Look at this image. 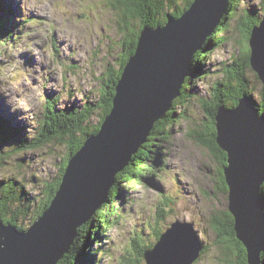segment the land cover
I'll return each mask as SVG.
<instances>
[{"label":"rangeland","instance_id":"obj_1","mask_svg":"<svg viewBox=\"0 0 264 264\" xmlns=\"http://www.w3.org/2000/svg\"><path fill=\"white\" fill-rule=\"evenodd\" d=\"M186 1L173 0L171 6L161 9L153 19L166 23L167 17H173L172 12L176 13L175 10L181 9ZM263 1H228V8H231L229 11L227 8L218 24L220 27L226 21L220 32L223 40L215 43L216 39L211 38L214 31L201 43L200 50L210 43V52L199 64L196 63L200 66V74L188 82L185 93L183 86L193 70L184 79L179 96L181 101L175 102L173 109L174 122L164 124L163 137L148 142L154 144L150 146L152 151L160 149L161 170L155 178L147 177L151 181L147 182L148 185H142V182L120 185L123 191L116 202L119 209L107 214V219L104 217L103 223L107 225L103 224L105 228L102 227L98 235L97 224L93 225L92 233L94 231L96 237L89 252L96 253L95 257L88 252L81 259H93L91 264H145L138 255L140 249L152 248L156 232L165 230L176 220L191 223L199 235L205 252L197 264H227V261L229 264V258L234 259L218 243V237L211 228L212 217L228 211V200L227 194L218 190V166L200 143L201 138L207 139V120H204L199 101L213 99L217 85L224 87L231 82L235 87L229 75H243L248 82L246 91L249 94L242 96L248 97L254 104L253 108L261 103L264 87L250 61L245 63L249 45L241 27L251 18L250 12L253 17L262 16ZM9 6L15 13L6 23L12 31L11 39L0 46V109L3 110L0 117L8 128L20 131L7 137V143L0 144V196L11 184L15 191L21 193L20 197L29 200L25 202L29 203L26 206L28 218L22 223L24 228H28L38 203L45 196V187L53 184L58 176L60 178L61 159L67 151L62 144L26 149L31 141L42 140V125L48 122L45 119L48 97H55L57 104L54 110L57 112L79 110L86 103L98 102L102 75L106 68L120 71L119 64L126 57L123 46L131 40L127 35L122 36L125 23L116 0H0V17L6 18L4 13ZM262 18L254 27L259 26ZM138 24L137 19L131 20L130 29L137 31ZM238 58V63L234 64ZM225 94L226 89L222 96ZM51 101L54 102V98ZM231 105L232 101L227 100L219 107L228 110ZM98 114L92 115L90 121L93 124L100 118ZM228 117L221 110L220 116L214 119L215 128ZM58 189L59 186L55 194ZM17 205L13 204L10 210L20 209ZM92 217L79 228V247L89 242L86 240L80 246L84 241L82 232ZM61 260V264L68 263L65 258Z\"/></svg>","mask_w":264,"mask_h":264},{"label":"water","instance_id":"obj_2","mask_svg":"<svg viewBox=\"0 0 264 264\" xmlns=\"http://www.w3.org/2000/svg\"><path fill=\"white\" fill-rule=\"evenodd\" d=\"M229 0H194L179 18L142 28L126 63L112 109L96 135L70 158L49 207L26 231L0 220V264H57L77 238V230L105 202L115 176L123 171L152 126L163 120L181 94L193 58L226 14ZM249 61L264 87V19L251 30ZM246 96L216 125L228 212L247 264H261L264 253V116ZM218 115V116H217ZM175 237L182 242H173ZM204 246L191 223L176 220L143 252L145 264H194Z\"/></svg>","mask_w":264,"mask_h":264},{"label":"trees","instance_id":"obj_3","mask_svg":"<svg viewBox=\"0 0 264 264\" xmlns=\"http://www.w3.org/2000/svg\"><path fill=\"white\" fill-rule=\"evenodd\" d=\"M193 0H187L184 3V6L179 9L177 8L175 11L176 13L172 16L175 18H178L181 16L182 12H184L192 3ZM233 1V0H232ZM264 2V1H263ZM117 6L122 11L123 15V21H124V28H122V36L127 35L128 39L131 40L130 43H126L125 46H123L124 50L123 52L126 53L125 59L119 64L120 65V71H114L110 68H106L105 73L101 77L102 86H101V97L98 102L95 104L92 103H86L83 105V107L79 110H61L60 112L55 111V106L57 104L56 99H54V102L50 99H47L46 102V115L45 119L48 121L44 125H42L43 133L40 135L42 140H33L26 146V149H34V148H40L44 145L50 144H62L66 147L67 151L65 156L61 159V170H60V178L58 176L57 180L50 185H47L44 190V197L41 199V201L38 203V206L36 208V211L30 221L29 227L32 226V224L40 218V216L43 214V212L48 208L49 202L52 200V198L55 195V191L57 190L58 186L61 182V177L64 174L66 167L68 165V161L71 157H73L83 146L85 141L91 137L97 134L100 127L102 126L103 122L105 121L106 117L109 115L111 109H112V102L113 97L115 95V86L120 79L121 76V70L124 67V65L127 63L126 60L130 56H132L135 46L137 44L139 33L141 32L142 28L144 27H157L162 26L165 24L164 22L155 21L154 15L158 14V12L162 9H166L167 7L171 6L173 3V0H116ZM166 4V7L164 5ZM230 5V4H229ZM230 6L228 8V11L230 10ZM174 11V12H175ZM15 10H13L10 6L6 9V12L4 13L5 17H0V46L4 45L5 43L9 42L12 36L11 28H8L6 23L7 19L8 22H10L14 16ZM251 18L246 21V23L241 27L244 36L245 41L248 43L250 38V33L252 28L257 25L260 21V18L264 15V3L262 6V16L261 17H253L252 12ZM133 19H137L138 21V29L137 31H134L130 29L129 22ZM152 21V22H150ZM252 21V22H251ZM225 23H221L220 27H217L214 34L211 38H215V43H219L223 40L222 37H220V32L225 28ZM10 32V34L8 33ZM213 41V40H212ZM210 44V43H209ZM209 44L205 46L202 50L198 52L197 55L194 56L195 59H193V65H192V73L187 78L184 86H183V93H185L186 85L188 82L192 79H194L195 75L200 74V66H197L201 60H204L208 53L210 52L208 49ZM249 48V47H248ZM250 55V49H248V52L245 56V63L248 62ZM239 58L235 60L238 63ZM197 63V64H196ZM230 79L234 80L235 87L231 86V82L227 83L224 87L221 85H217L214 88V95L213 99H210V101H199L200 106H202V109L204 111L205 115V134L207 136V139L200 140V143L209 151V154L214 158L215 163L218 166V178H219V186L218 190L222 193H225L228 195V189L224 182V176H223V167L226 164V156L225 154L219 149L216 137H217V130L214 126V119L217 113V110L219 109V106L222 104H225L228 101H232L231 108L235 107L237 105L238 99L244 95L245 93H248L246 91L248 87V82L245 79V77L242 75L239 76H232L229 75ZM228 78V79H229ZM229 81V80H228ZM226 94L224 97L222 96L225 92ZM182 93V88L181 91ZM249 94V93H248ZM262 97H261V103L257 105V109L260 113V115L264 116V89H262ZM53 98V97H52ZM181 101L178 97L173 104L171 105L170 111L167 113V116L164 117V120H160L156 122L146 139L145 144L138 149L136 154L131 158V162L129 166H127L122 172L118 173L115 176V182L114 185L111 187L108 193V198L106 199L105 203L102 205L101 209L98 211L96 215L92 217L90 222H88L85 225V232H82L81 239L84 240L80 246L86 241L89 240L88 243L85 242L83 247L77 246V240L80 237V229L77 231L78 236L75 239L74 244L72 245L69 253L65 255V259H67L66 264H91L92 261H87L85 258L81 259V257L89 251H91V246L93 244L94 238L96 236L94 231L92 233V228L94 224H97L96 234L98 235L99 230H103V220L108 218L106 216L109 213H115L119 209V205L116 204V202L119 200V196L121 195L123 188L120 186L122 183H128V184H138L142 182V185H148L147 182L149 181L148 178L151 176L155 178L158 174V172L161 170V162L162 158H159V148L158 151H152L150 146H154L153 143L148 144L151 140H156L157 138H161L164 135V128L166 127L165 123H173L174 122V116L175 111L173 110L175 108V102ZM95 108V109H94ZM69 112V113H65ZM98 112L100 118L98 121L93 124L90 120L92 119V115L94 113ZM58 121V122H56ZM55 122V124L53 123ZM48 125H51L52 128H50ZM8 124L1 119L0 117V144L7 143L9 140H7V137L10 138L18 131L19 129H10L8 128ZM5 134V135H4ZM18 135V134H17ZM1 147V146H0ZM148 177V178H147ZM145 183V184H144ZM7 191L2 192V195L0 196V220L3 221L6 224H10L13 227H15L19 231H26L28 230L27 227H23L22 223L28 218V212L26 206L29 205V200H25L24 198L20 197L21 194L18 190L15 191L11 184L7 185L6 187ZM261 191L264 197V183L261 186ZM228 200V197H227ZM13 204H19L17 205L20 207L17 211L10 210L11 206ZM105 212V213H104ZM10 214L9 217L7 215ZM119 214H117V217ZM164 214L161 215L160 218H163ZM211 222V228L216 233L218 237V243L223 245L226 252H229L231 256L234 259L229 258V264H247V258H246V250L244 246L235 238V233L233 230V218L230 215L228 211H225L224 213H218L212 217ZM170 226V224H169ZM168 226V227H169ZM105 228V227H103ZM167 229V228H166ZM165 229V230H166ZM159 231L155 234V242L159 238V236L165 231ZM86 239H84L83 236ZM99 243V241H95ZM90 244V246H89ZM86 246H89L86 251L84 252ZM147 248L140 249V252H138L139 257L143 259V252ZM205 252V249H203V252L201 254V257L203 253ZM88 255H96V253H90ZM69 257V258H67ZM95 257V256H94ZM200 257V258H201ZM63 258V259H64ZM200 258L194 263L197 264V262L200 260ZM235 262H234V261ZM144 261V260H143ZM62 260L59 261L57 264H61ZM145 263V262H144ZM228 264V261H227ZM261 264H264V253L261 254Z\"/></svg>","mask_w":264,"mask_h":264},{"label":"snow or ice","instance_id":"obj_4","mask_svg":"<svg viewBox=\"0 0 264 264\" xmlns=\"http://www.w3.org/2000/svg\"><path fill=\"white\" fill-rule=\"evenodd\" d=\"M173 242L176 243V244H179V243L182 242V240H181V238H179V237H175V238L173 239Z\"/></svg>","mask_w":264,"mask_h":264},{"label":"bare ground","instance_id":"obj_5","mask_svg":"<svg viewBox=\"0 0 264 264\" xmlns=\"http://www.w3.org/2000/svg\"><path fill=\"white\" fill-rule=\"evenodd\" d=\"M262 19H264V16H263V18ZM261 19V20H262ZM182 85H183V83H182ZM182 85H181V87H182ZM50 98H52V97H48V99H50ZM54 99H55V97H53ZM0 111H3L2 109H0ZM147 143V142H146Z\"/></svg>","mask_w":264,"mask_h":264},{"label":"flooded vegetation","instance_id":"obj_6","mask_svg":"<svg viewBox=\"0 0 264 264\" xmlns=\"http://www.w3.org/2000/svg\"><path fill=\"white\" fill-rule=\"evenodd\" d=\"M84 239H85V237H84Z\"/></svg>","mask_w":264,"mask_h":264}]
</instances>
